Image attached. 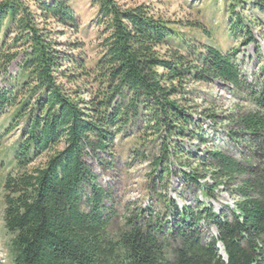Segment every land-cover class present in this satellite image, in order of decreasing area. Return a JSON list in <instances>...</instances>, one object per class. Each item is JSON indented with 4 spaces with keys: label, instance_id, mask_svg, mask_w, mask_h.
Returning <instances> with one entry per match:
<instances>
[{
    "label": "trees",
    "instance_id": "trees-1",
    "mask_svg": "<svg viewBox=\"0 0 264 264\" xmlns=\"http://www.w3.org/2000/svg\"><path fill=\"white\" fill-rule=\"evenodd\" d=\"M92 3L100 55L88 67L83 52L61 50L81 51L82 44H64L57 38L64 32L50 27L78 29L71 0H0V71L22 56L10 88L0 90L5 134L20 129L15 167L2 184L9 264L264 261V172L256 170L264 168V100L255 97L259 108L231 116L238 130L226 137L241 146L238 157L220 143L201 155L182 147L184 139L197 147L208 142L184 96L185 81L216 79L239 88L245 80L234 53L213 45H202L196 56L194 49L193 56L181 53L168 46L176 35L171 24L150 6ZM235 19L229 30L252 42L244 20ZM121 137L134 140L132 162L148 161L147 189L157 209L136 207L115 225L109 192L89 162L112 157ZM153 142L157 150L149 159L146 145ZM176 175L180 206L167 191ZM219 187L233 200L217 211L207 201Z\"/></svg>",
    "mask_w": 264,
    "mask_h": 264
},
{
    "label": "rangeland",
    "instance_id": "rangeland-1",
    "mask_svg": "<svg viewBox=\"0 0 264 264\" xmlns=\"http://www.w3.org/2000/svg\"><path fill=\"white\" fill-rule=\"evenodd\" d=\"M115 1L125 7L141 3L150 6L156 15L171 24L176 35L168 40V46L181 53L188 55L190 53L193 56L191 52L194 49V56H196L202 45H213L223 53H234V60L241 78L245 80V83L239 88L216 79L206 81L187 79L185 81L184 96L189 104L194 105L193 118H199L202 131L207 134L208 142L206 145L197 147L196 142L184 139L182 147L201 155L206 147L209 148L214 143H220L227 152L238 157V149L241 146H237L235 142H231L226 137L228 130H238L231 121V116L236 111L259 108L256 107L255 97L264 100V0ZM230 3L233 4L231 7H229ZM71 6L77 15L78 29L71 31L55 24H51L50 27L53 30L64 32L62 35H57L58 40L64 44L71 42L82 44L81 51L70 49L66 45L61 47V50L74 54L83 52L87 57V66L91 67L100 55L99 28L95 23L97 7L93 5L92 0H71ZM260 8L262 9L260 10ZM236 16L244 20V24L253 38L252 42L246 43L240 38L241 33L233 35L229 30V25L236 20ZM249 19H253V21L250 23ZM246 30L241 29L240 32L245 33ZM21 59L22 56L19 54L10 62L4 72L0 71V90L10 88L12 79L19 70ZM68 87L76 88L77 85H68ZM82 96L86 97L84 94ZM7 126L8 117L3 115L0 117V264H9L5 246L7 234L2 221V184L6 175L15 167L14 143L20 133L18 128L5 134ZM155 143L146 145L145 154L149 159L156 153L157 144ZM133 147L132 137L117 138L114 142L112 157L102 155L100 162L95 160L89 162L91 169L98 177L99 184L109 192L107 203L115 210L112 219L115 225L121 224L123 216L129 214V211L136 207H145L149 204L152 208L157 209L147 189L148 161L135 160L132 162L129 150ZM261 168L258 165L256 170L264 172V168ZM174 169L177 170L176 167ZM174 173L176 174V171ZM203 181L209 182V179ZM181 187L178 175L170 176L167 191L177 206L182 204L176 194L181 191ZM217 190V198L207 201L214 210L218 211L225 205L232 206L233 198L229 191L222 187ZM184 197L187 200L190 195L184 193ZM198 198L204 200L200 194H198ZM209 231L216 234L213 228H209ZM256 264H264V261H258Z\"/></svg>",
    "mask_w": 264,
    "mask_h": 264
},
{
    "label": "water",
    "instance_id": "water-1",
    "mask_svg": "<svg viewBox=\"0 0 264 264\" xmlns=\"http://www.w3.org/2000/svg\"><path fill=\"white\" fill-rule=\"evenodd\" d=\"M221 254H222V250H221V252H220ZM222 256H223V258H225V255L224 254H222Z\"/></svg>",
    "mask_w": 264,
    "mask_h": 264
},
{
    "label": "bare ground",
    "instance_id": "bare-ground-1",
    "mask_svg": "<svg viewBox=\"0 0 264 264\" xmlns=\"http://www.w3.org/2000/svg\"><path fill=\"white\" fill-rule=\"evenodd\" d=\"M223 253V252H222Z\"/></svg>",
    "mask_w": 264,
    "mask_h": 264
}]
</instances>
